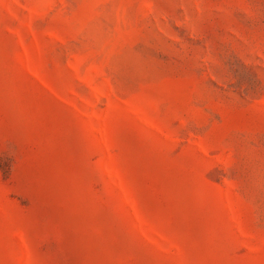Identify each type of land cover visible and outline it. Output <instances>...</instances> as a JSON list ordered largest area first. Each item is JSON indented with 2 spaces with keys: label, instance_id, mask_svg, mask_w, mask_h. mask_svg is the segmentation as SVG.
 <instances>
[{
  "label": "rangeland",
  "instance_id": "rangeland-1",
  "mask_svg": "<svg viewBox=\"0 0 264 264\" xmlns=\"http://www.w3.org/2000/svg\"><path fill=\"white\" fill-rule=\"evenodd\" d=\"M0 264H264V0H0Z\"/></svg>",
  "mask_w": 264,
  "mask_h": 264
}]
</instances>
